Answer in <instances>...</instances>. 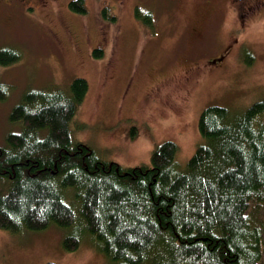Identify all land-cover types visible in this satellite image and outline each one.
Instances as JSON below:
<instances>
[{
	"label": "rangeland",
	"instance_id": "1",
	"mask_svg": "<svg viewBox=\"0 0 264 264\" xmlns=\"http://www.w3.org/2000/svg\"><path fill=\"white\" fill-rule=\"evenodd\" d=\"M69 1L0 0V47L21 55L0 64V83L9 85L0 145L19 128L8 114L24 91L67 90L74 77L88 88L69 121L72 134L124 166L149 163L164 140L176 143L183 166L202 142L204 107L238 111L264 99V2L243 24L229 0H83V13ZM6 184L0 179V191ZM66 231L0 227V264H107L84 236L64 249Z\"/></svg>",
	"mask_w": 264,
	"mask_h": 264
},
{
	"label": "trees",
	"instance_id": "2",
	"mask_svg": "<svg viewBox=\"0 0 264 264\" xmlns=\"http://www.w3.org/2000/svg\"><path fill=\"white\" fill-rule=\"evenodd\" d=\"M68 6L85 12L83 0ZM20 56L0 47L2 65ZM87 88L74 77L67 90H26L11 107L8 121L19 128L0 145L1 228L67 229L64 249L84 236L107 264H264V99L238 111L204 107L202 142L183 166L171 140L152 149L149 163L124 166L71 132ZM8 90L0 83V100Z\"/></svg>",
	"mask_w": 264,
	"mask_h": 264
},
{
	"label": "flooded vegetation",
	"instance_id": "3",
	"mask_svg": "<svg viewBox=\"0 0 264 264\" xmlns=\"http://www.w3.org/2000/svg\"><path fill=\"white\" fill-rule=\"evenodd\" d=\"M26 1V0H21ZM235 8L236 13L242 18V23H245V16L253 11L260 9L264 0H229Z\"/></svg>",
	"mask_w": 264,
	"mask_h": 264
}]
</instances>
